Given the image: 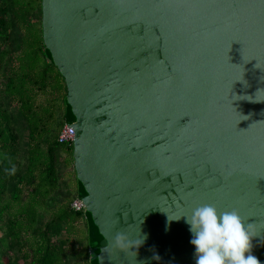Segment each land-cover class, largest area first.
Here are the masks:
<instances>
[{
	"label": "water",
	"instance_id": "95a60500",
	"mask_svg": "<svg viewBox=\"0 0 264 264\" xmlns=\"http://www.w3.org/2000/svg\"><path fill=\"white\" fill-rule=\"evenodd\" d=\"M95 264H195L183 216L236 209L264 264V0H41ZM182 216V217H181ZM118 230L143 243L111 249Z\"/></svg>",
	"mask_w": 264,
	"mask_h": 264
},
{
	"label": "trees",
	"instance_id": "16d2710c",
	"mask_svg": "<svg viewBox=\"0 0 264 264\" xmlns=\"http://www.w3.org/2000/svg\"><path fill=\"white\" fill-rule=\"evenodd\" d=\"M41 0H0V264H95L105 242L85 208L72 142L74 117L46 47Z\"/></svg>",
	"mask_w": 264,
	"mask_h": 264
},
{
	"label": "clouds",
	"instance_id": "9594fccd",
	"mask_svg": "<svg viewBox=\"0 0 264 264\" xmlns=\"http://www.w3.org/2000/svg\"><path fill=\"white\" fill-rule=\"evenodd\" d=\"M183 217L193 234L190 243L195 247V264H260L251 254V241L256 236L250 231L252 225H246L236 209L219 212L214 205L206 204ZM142 243V238L118 230L109 246L127 253Z\"/></svg>",
	"mask_w": 264,
	"mask_h": 264
},
{
	"label": "built area",
	"instance_id": "2783aa9c",
	"mask_svg": "<svg viewBox=\"0 0 264 264\" xmlns=\"http://www.w3.org/2000/svg\"><path fill=\"white\" fill-rule=\"evenodd\" d=\"M73 136H74L73 128L70 125H68V123H66L63 125L60 132L58 133V141L61 143L72 142ZM71 206L76 210H80L84 208V205L82 204L81 200L77 198L72 201Z\"/></svg>",
	"mask_w": 264,
	"mask_h": 264
}]
</instances>
